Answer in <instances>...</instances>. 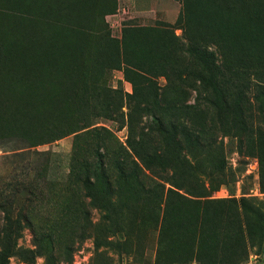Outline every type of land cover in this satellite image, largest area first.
<instances>
[{"label": "rangeland", "instance_id": "obj_1", "mask_svg": "<svg viewBox=\"0 0 264 264\" xmlns=\"http://www.w3.org/2000/svg\"><path fill=\"white\" fill-rule=\"evenodd\" d=\"M214 1L224 30L184 24L179 0H0L4 264H264V112L245 86H264V46L218 38L264 28V0ZM122 35L156 41L124 46L132 82ZM206 68L247 125L213 116ZM201 126L204 146L183 138Z\"/></svg>", "mask_w": 264, "mask_h": 264}, {"label": "trees", "instance_id": "obj_2", "mask_svg": "<svg viewBox=\"0 0 264 264\" xmlns=\"http://www.w3.org/2000/svg\"><path fill=\"white\" fill-rule=\"evenodd\" d=\"M180 1V10L177 14V18L179 20H182L183 23L185 22H191V20H195L199 23H203L206 27L207 25L209 27H215V29L224 30L222 28V24L225 22V18L221 17V5L214 0H179ZM199 6L205 8V10L199 9ZM258 17V16H257ZM253 24V23H252ZM247 26H250L248 28ZM237 32H228L226 35L218 34V38L220 42H225L226 44L234 45L235 48L239 47V51L244 53H252L255 52L258 54V49L262 48L264 46V28H257L254 24L253 27L250 24H242L238 25ZM234 28V27H233ZM156 41L151 42H143V41H131L126 40L125 36L122 35L121 44L119 47L122 49L121 54L119 52V56L121 57L123 54L124 46H138L143 47L150 44H155ZM230 50H233L232 47H228ZM229 50V51H230ZM230 53V52H229ZM212 55L210 53H207V57ZM206 57V56H201ZM206 57V58H207ZM122 62L124 64L123 67V74L125 77H127L132 82V75L140 74L139 72L145 71L143 67H140L136 65L134 62H126L124 61L123 57ZM205 58V59H206ZM204 63L205 61L202 60ZM214 67V65H213ZM136 69V70H135ZM210 68H206L205 71L198 72L197 80L199 81V87L203 89V91L208 92L209 94L206 96L207 99H205V103L208 105L210 109L213 110V116L215 117H229L234 122H236L239 125H247L248 119L246 118H238L234 113L233 109L237 106L239 103V99H236L235 92L228 89V86H224L222 84L223 82L218 79H214V75L211 71H209ZM139 71V72H138ZM186 74L184 71H180L178 73V78L184 77ZM245 86L247 89V92H249V95L251 96L252 100L255 101V107L252 104V109H256L257 111L264 112V86H254L248 88L249 84H246ZM250 90V91H249ZM244 95V94H243ZM249 101V100H248ZM250 102V101H249ZM251 105V102H250ZM237 117V118H236ZM243 117H255L254 111L252 115L248 114ZM211 123L214 121V117H212L209 120ZM247 123V124H246ZM181 125V124H180ZM205 126H201L197 129H192L189 132H186L183 138L185 140H189V143L202 147L204 146V137L202 129ZM177 128H180V126H173V131L176 133L178 131ZM247 129V128H246ZM161 136V135H159ZM161 138V137H160ZM162 141L164 144L168 141V137L162 136ZM175 143L180 145L179 141L173 140ZM163 148L158 147V156L164 157L167 159L166 152L162 151ZM102 177H105V174L102 170ZM107 183V182H106ZM9 256L8 252L6 250H3L0 253V264H4L7 260V257Z\"/></svg>", "mask_w": 264, "mask_h": 264}]
</instances>
